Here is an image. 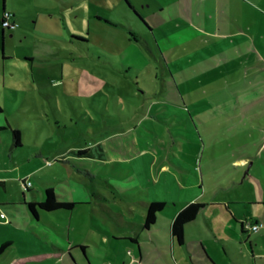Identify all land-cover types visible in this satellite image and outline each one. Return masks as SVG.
<instances>
[{
	"label": "rangeland",
	"instance_id": "374dc122",
	"mask_svg": "<svg viewBox=\"0 0 264 264\" xmlns=\"http://www.w3.org/2000/svg\"><path fill=\"white\" fill-rule=\"evenodd\" d=\"M157 1L160 4L168 2ZM176 1L186 3V0ZM190 1L196 11L204 9L208 15L214 14L215 20L219 17L220 25L216 27L219 35L238 32L241 26H248L239 15L244 13V8L249 10L258 6L260 11L259 7L264 8V4L259 5L256 0H219L217 17L218 10H210L211 0H204V3ZM7 2L14 12L15 27L4 38L5 57L9 59L5 65L0 63V74L3 71L5 74V90L0 93L3 98L0 101L3 108L1 116L7 117L14 128L19 126L25 135L22 152L15 156L13 162L0 143V176L6 182V193L0 191L1 198L14 196L18 207L25 208L21 202L22 194L28 200H32L33 196L27 192L22 180L39 196L44 191L33 174L48 180L47 188H53L61 197L72 198L70 182L75 183L79 190L86 193L84 202L87 204L82 208L76 207L69 221L59 218L55 221L59 226L69 225L70 236L79 238L82 244L88 246L89 258L94 262L100 261L99 258L105 254L103 248L109 246L110 239L104 231L108 230L113 236H122L127 232L117 226L104 208L116 212L111 208L115 205L128 217L132 216L131 210L137 214L140 212L137 199L127 200L124 196L127 193L165 202L164 209L168 214L174 208L181 210L190 201L202 202L204 199L200 197L205 191L207 204H218L223 198L230 202L231 196L244 202L245 205L239 206L242 212L259 217L264 224V194L258 181L259 167H264V164L255 157L254 167L243 171L241 168L236 170L230 161L238 153L254 157L256 144L252 143L254 139L251 136L261 137L264 134L256 126L252 127V124L264 123V109L260 106H264V92L262 87H258V96L254 97L247 80L238 81V63L233 58V46L237 45L235 39L221 40L226 43L220 44L217 49L213 43H203L202 36L195 33L200 42L196 43L198 48L203 52L210 51L212 55L210 62H199L195 72L186 62L178 64V59L185 60L184 55L177 56L173 52L175 63H172L167 52L163 51L166 65L175 74V85L167 67L165 73L161 68L160 54L151 32L124 0ZM240 3L244 8L239 6ZM147 12L140 11L152 24ZM96 15L111 18L119 26L112 27L98 21ZM186 16L196 26L201 24V20L206 29L211 28L204 16L196 19L188 14ZM251 16L258 19L254 14ZM107 32H114L110 35L118 41H124L123 36L130 38L135 46L128 48V44H124L118 49ZM186 33L192 36L190 32ZM154 34L161 38L168 50L174 51V44L167 39L166 33L155 27ZM71 35L88 39L90 43L78 47L71 41ZM229 41L233 42V46L227 43ZM23 54L32 55L33 60L24 62ZM203 73L209 77L205 83L194 79ZM251 82L256 84L255 79ZM2 83L0 77L1 86ZM256 98L258 102L253 105ZM144 106H148L146 115L142 111ZM140 118L142 121L139 122ZM2 133L10 135L8 131ZM124 133H131L141 151L136 164L141 171L138 175L137 169L127 167L122 173L115 165L112 168L118 170H115L116 174L106 168L108 170L101 172V177L90 178L77 173L68 163L54 162L52 167L44 163L45 159L53 162L60 158L65 161L69 150L86 145L93 146L95 157L107 161L105 153L108 144L99 142L113 136L121 138L126 135ZM36 149L42 153L41 157L35 156ZM161 165L167 166V169L160 172ZM197 167L201 169L202 184L193 176L194 172L199 174ZM22 174H25L24 177ZM149 179L153 185L148 183ZM218 183L224 184L225 188L215 191L214 186ZM139 189L144 193L140 194ZM218 193L221 195L218 196ZM6 202H11V199ZM225 205L205 208L204 211L214 218V222L209 227L200 216L197 220L200 226L195 224L190 234L204 243L217 264H264V229L250 231L253 247L250 250L248 243L231 235L230 230L238 226L237 218L232 217L235 213L230 208L233 207ZM6 211L8 214L3 217V223L13 220L11 215L20 214L16 209L6 208ZM235 216L238 217V213ZM163 217L164 220L155 227L158 234L167 233L169 216L165 214ZM39 227L67 242L60 234L63 229L44 223ZM12 232V228L0 227V237L14 240ZM103 237L108 239L104 243ZM120 242L122 251L125 252L128 247L135 258L123 253L124 256L117 255V263L114 264L136 261L139 258L136 245L127 239ZM139 242L148 248L150 246L146 243L153 246L149 253L151 260H142L140 264H173L160 253L170 254L168 247L161 245L159 250V244L154 241ZM44 243L47 244L45 240ZM16 244L19 248H32L20 242ZM80 254L83 264H87L85 256ZM3 258L0 255V261ZM174 258L175 264H196L192 259L194 256L186 248H175Z\"/></svg>",
	"mask_w": 264,
	"mask_h": 264
},
{
	"label": "crops",
	"instance_id": "0c3cea01",
	"mask_svg": "<svg viewBox=\"0 0 264 264\" xmlns=\"http://www.w3.org/2000/svg\"><path fill=\"white\" fill-rule=\"evenodd\" d=\"M10 1V0H9ZM129 3V6L131 10H134L137 15L146 23V25L149 27L148 30L151 32L153 39L155 40L156 45H159L163 51L167 52V56L170 60V62L175 63L174 61V54L177 56H183L186 57L184 59H178V64H182L186 62L192 69L193 72H195L196 65L199 64V62H210V59L212 58L211 52L206 51L203 52L200 50L198 45L199 41L197 40L196 34L198 33L199 35L202 36L203 43L206 42L207 45L209 43H213L214 47L217 49L220 48V44H225L226 42H221V40H229V39H235L237 45L233 46V42L229 41L227 42L231 46L234 47L233 49V58L234 62L238 63V81L242 80H247L248 85H250L251 90L253 91L254 97L258 96V87H262L261 91L264 92V8L259 7L261 11L256 7H251V9H246L244 8L243 4L240 3L239 6L241 8H244V13L241 12L240 18H243L247 25L245 28L243 26L240 27V31L238 32H223L219 35L218 30L216 31V27L220 25V19L218 17L220 6H219V0H211V8L210 10L212 11L213 9L218 10L217 12V17L218 19H214V14L210 13L209 15L207 12L203 9H199L200 11H196L195 8H193V3L190 0H186V3H182L180 1L176 0H168L166 4H160L157 0H126ZM165 1V0H164ZM204 3V0H200ZM210 1V0H209ZM258 1V4H264V0H256ZM257 4V5H258ZM136 5V6H135ZM138 7L140 11L142 12H147V17L151 19V23L147 22L143 16V14L140 13V11L136 8ZM264 7V5H263ZM4 11H8L13 14L14 12L12 9V6L8 4L7 0H0V63L2 65H5L7 60L9 58L5 57V51L6 47L4 45V38L5 36L9 33L7 30H2V15ZM196 11V12H195ZM183 13V15H182ZM216 13V12H215ZM186 14H188L190 17L196 19L199 18L200 16H204L209 20V27L210 29H206L204 25L202 24V21H200V25L196 26L194 22H191ZM254 14L257 16V20L253 18L251 15ZM100 17L99 15H96ZM95 16V17H96ZM251 16V17H250ZM159 17V18H158ZM112 22L111 18H106ZM214 19V21H213ZM14 20V17H13ZM15 21V20H14ZM116 23V22H115ZM117 24V23H116ZM119 26V24H117ZM223 26L225 23L222 24ZM117 26V27H118ZM171 26V27H169ZM227 26V25H226ZM159 28L163 33H166L167 39H171V42L174 44V51L168 50L164 42L160 40L158 35L154 34V29ZM169 27L167 30L164 28ZM181 29V30H179ZM89 31V30H88ZM171 32L170 35L168 33ZM186 32H190L192 36H189ZM111 33L114 32H107L109 37L111 36L114 40L113 42L116 44L115 47H121L126 45V47L130 46H135L132 42H134L132 39L125 38L124 41H118L115 39L114 35H110ZM218 35H217V34ZM134 36V35H133ZM71 38V37H70ZM88 42L87 43H76L75 45L78 47H83V45H88L90 42L88 39H86ZM141 41H144L141 37ZM158 42V44H157ZM75 43V42H74ZM135 43V42H134ZM162 43V44H161ZM200 44V42L198 43ZM179 49V50H178ZM238 49V50H237ZM120 54V53H119ZM24 55V62H31L33 60V56L29 54H23ZM164 55V54H163ZM226 57V55H225ZM164 61L166 62V59L164 57ZM167 63V62H166ZM124 64V63H121ZM171 71V70H170ZM183 71V70H182ZM184 72V71H183ZM165 73V69H164ZM172 75L174 74L171 71ZM175 79V74L173 75ZM253 76V78H251ZM0 77L3 80L2 86L0 85V93L2 90L4 91V81H5V74L4 71L2 74H0ZM172 77V76H171ZM209 77L202 74L195 76L194 79H199L202 80L203 83H205ZM253 79H255L256 84H253L251 82ZM262 80V82H260ZM243 93H238V95H242ZM264 94V93H263ZM2 97H0V101H2ZM254 102H258V99H254L252 104ZM255 105V104H253ZM261 108L264 109L263 105H260ZM148 106L142 107L143 114L146 113ZM250 107V106H247ZM252 112V114H257L253 113L255 111H249ZM251 114V116H252ZM146 115V114H145ZM141 117V116H139ZM138 117V118H139ZM142 121V118L139 119V122ZM9 124L11 128L14 129V127L10 124L9 120L7 117L4 115L0 116V126L3 125L4 123ZM260 122V121H259ZM264 122V121H262ZM261 123V122H260ZM256 126L259 131L262 133L264 131V123L261 125H253L252 127ZM251 127V128H252ZM15 128L20 129L22 133V140H21V148L19 149H14L12 146V139L11 136H4L2 131L0 130V143L3 145V149L9 153V159L11 162H13L15 156L20 154L23 149V137L24 133L19 128V126H16ZM264 133V132H263ZM10 134V133H9ZM126 134V133H124ZM11 139V141H10ZM251 139H254L252 143L256 144L255 148V155L254 157L251 154L248 153H238V155H234L233 158L230 159V161L233 164V167L241 168L243 171L245 170H250L255 163V157L256 160H259V163L261 162L264 164V134L259 137V136H251ZM136 139L131 135V133H128V135H124L121 138L120 137H109L107 140H103L99 143L101 144H108L106 147V155H108L107 161H103V159H99L98 157H95L92 153V150L94 149L93 146L91 145H86L85 147H79V148H73L69 150V155L67 158H65V161L61 160L60 158L56 159L55 161H50L45 159V165L47 166H54L53 163L55 162H62V163H68L71 165L77 173L79 174H86L90 178H94L95 176L101 177V172L107 171L106 168H110L112 170L113 174H116L115 170L112 167L115 165L118 166L119 172L121 171L122 173H125V169L127 167L130 170L137 169L136 173L138 175L140 170H138L136 164H138V159L140 157L141 151L139 150L137 144H136ZM124 141V142H123ZM116 145V147L114 146ZM6 146V148L4 147ZM95 147V146H94ZM79 150H85L84 154H79ZM3 152V151H2ZM118 153V154H117ZM36 157H41L42 153L36 149L34 152ZM103 158V157H101ZM47 162H50L51 164H47ZM103 166V167H101ZM162 169H167V166L161 165L159 171L161 172ZM183 169V168H180ZM198 173L196 172L193 173V176L197 177V179L200 181L202 184V175H201V169L200 167H197ZM118 171V170H116ZM259 173H260V188L263 191L264 194V167L261 166L259 167ZM161 174V173H160ZM25 174H22L21 176L24 177ZM27 175V174H26ZM37 178L38 182L42 184L44 191L48 187V183H50L48 180L40 177V176H35ZM131 178V176L129 177ZM5 178L3 176H0V191H3L6 193V182L4 180ZM233 181V180H232ZM72 185L71 191L73 194L72 198H69L68 196H59L57 192H55L60 200H68L72 202H76L79 205L76 207L82 208L83 205L87 204L85 203L86 197L84 194V190H79L76 187V184L73 182H70ZM149 184H154L151 179L148 180ZM118 188H121V186H117ZM215 191L225 188L224 184L218 183L216 184ZM127 188V187H126ZM53 189V188H51ZM54 190V189H53ZM44 191L43 193L39 196L36 194L33 189L29 188L27 192L33 196L32 200H28V198H25V194H22V204L25 206V208H19L18 203L15 202V197L14 196H8L6 195L5 197L2 196L0 197V215L4 214L7 215L6 208L10 209H16L20 214L18 215H11L14 216V219H8L7 223H3L2 220L4 218L0 217V227H3L5 229L7 228H12V236H14V240L12 238H9L7 236H2L0 237V246L3 244H8V246L3 250L2 253H0L1 256H3V260L0 261V264H83V260L81 257L80 252L85 256L87 260V264H114L117 263V255L125 253V256H129L131 258H135L134 252L126 247V251H122V243L120 242L123 239H127L130 242H132V245H136L137 251L139 253V258H136V261H127V262H122V264H140V261L147 259V262L151 260V256L149 255L150 249L153 247L151 243H146L150 248L146 247L145 244L139 242L140 240H150L158 243V249L161 250L162 246L164 245L170 249V254H165L163 251H160L162 256H164V259L167 260L169 263L175 264V258H174V252L175 248H186L188 252L194 256L193 261L196 264H217L216 261L213 259V257L207 252L204 243L194 236L190 234V232H193L194 229L192 228L195 224L200 226V224H197V220L202 216L211 227L213 221V217H210L209 215L206 214L204 211L205 208H208L209 206H219L223 205L226 207V203L229 204L230 208L236 215L238 213V217L233 215L232 217L237 218L235 219L236 223L238 226L233 227L230 232L232 233L231 235L233 237H237V239H242L244 243H248L250 250H252V241L250 238V231L246 228V224H261V228L257 231H261L264 229V224L263 222L259 219L257 216H253L252 214H246L242 212L239 208L240 204H244V202H241L240 200H234L229 196L230 202L228 199L223 198L220 203L218 204H207L208 202L207 199H205L207 196L206 191L205 193L200 197L203 198L204 200L201 202L199 200L195 201H190L189 203H201L203 204V208L200 210L198 213L196 219L191 222L190 224L185 226V242L182 245L176 244L174 240H172V237L170 235V225L172 223V220L176 213L179 211L177 208H174L173 212H170L169 214L165 212V209H163L162 212H159L157 215V220L156 224L151 227L150 230H145L143 229V221L144 217L146 215V210L147 206L150 202H162L159 199H151L149 197H146V199H143L139 197L138 195L133 193H127L124 194L127 200H132V199H137V203L140 205V212L137 214L135 212H132V216L128 217L120 207H117L115 205H112L111 208L114 210L116 209L117 213L114 211L110 212L109 209L104 208L105 210L108 211V213L113 217L115 220V223L117 226L124 230L127 231L124 233L122 236H113L112 234L109 233L108 230L104 231L107 236L109 237V246L104 247L105 254L102 258H99V262H94L89 258V251H88V246L82 244L81 241H79V238L76 237H71L69 233V225H64V226H59L56 224L55 219H69L73 215L75 209L71 213L70 216H65L64 213H60L59 215L56 214H46V215H40L39 218L34 217V215L29 211L27 204L32 203V202H41L44 199ZM55 191V190H54ZM139 193L142 194L144 191L139 189ZM218 196L221 194L218 193ZM88 197V196H87ZM7 199H11V202H6ZM240 201V202H238ZM165 203V202H164ZM188 204V203H187ZM186 204V205H187ZM185 206V205H184ZM183 206V207H184ZM264 206V204H263ZM166 207V206H165ZM164 207V208H165ZM182 209V208H181ZM112 210V209H111ZM167 214L169 216V219H167V233L163 231L162 234H158L155 231V227L159 225V222L161 220H164L163 215ZM230 215L231 212H230ZM166 220V219H165ZM46 224L50 225L53 228L56 229H63L64 232L60 233L64 238H66L67 242L61 241L58 237L51 235L49 232L43 230L42 228L39 227V224ZM191 228V229H190ZM190 229V230H189ZM189 230V231H188ZM44 240L46 241L47 244L44 243ZM108 239L106 237H103V243L106 242ZM20 242L24 245L32 246V248L27 249V248H19L16 243ZM15 247L13 248V246ZM85 247V249H82L81 247ZM7 251L5 252V250ZM80 250V251H73V250ZM218 249V247H217ZM226 249V248H225ZM92 253V252H91ZM92 256H94L92 254Z\"/></svg>",
	"mask_w": 264,
	"mask_h": 264
},
{
	"label": "trees",
	"instance_id": "16d2710c",
	"mask_svg": "<svg viewBox=\"0 0 264 264\" xmlns=\"http://www.w3.org/2000/svg\"><path fill=\"white\" fill-rule=\"evenodd\" d=\"M125 4L129 6V3L124 0ZM134 15L142 22V24L149 28L146 23L137 15V13L133 10ZM3 17V15H2ZM13 14H12V22L11 25L8 27H3L2 24V30L10 31L12 28L15 27V21L13 20ZM98 21H103L106 24L117 27L118 25L115 22H112L106 18L102 17H95ZM71 41L75 43H87L88 41L83 38L76 37L74 35H71ZM158 44V42H157ZM159 54H160V64L162 70L165 69V66L168 69V73L172 76V80H174V83L176 85L174 76L172 75L170 68L166 65V62L164 61V55L163 50L157 45ZM153 105L154 103H150V105ZM3 114V108L0 104V116ZM1 131H8L10 133L11 139H12V146L14 149L21 148V140H22V133L20 129L18 128H11L9 124L6 122L0 126ZM85 150H79V154H84ZM26 190H28L27 187H25ZM79 205L76 202L68 201V200H60L58 195L55 193V191L51 188L46 189L44 191V199L41 202H32L28 203V209L29 211L34 215V217L39 218L40 215H46V214H56L59 215L60 213H64L65 216H70L73 210L76 208V206ZM203 204L201 203H188L185 205L181 210H179L176 215L174 216L172 223L170 225V235L172 237V240L176 242L178 245H182L185 242V226L193 222L200 210L203 208ZM165 207V203L163 202H150L147 206L146 215L144 217L143 221V229L150 230L153 225L156 224L157 215L159 212H162ZM8 246V244H3L0 246V253L3 252V250ZM82 249H85V247H81Z\"/></svg>",
	"mask_w": 264,
	"mask_h": 264
},
{
	"label": "built area",
	"instance_id": "2783aa9c",
	"mask_svg": "<svg viewBox=\"0 0 264 264\" xmlns=\"http://www.w3.org/2000/svg\"><path fill=\"white\" fill-rule=\"evenodd\" d=\"M11 22H12V13L8 12V11H4L3 12V17H2V26L3 27H8L11 25ZM47 164H51L50 162H47ZM23 181V185L25 187H27L28 184H25L24 183V180ZM29 186V185H28ZM1 218L4 217V214H1L0 215ZM246 228L251 231V232H257L260 228H261V224H250V223H247L246 225Z\"/></svg>",
	"mask_w": 264,
	"mask_h": 264
}]
</instances>
